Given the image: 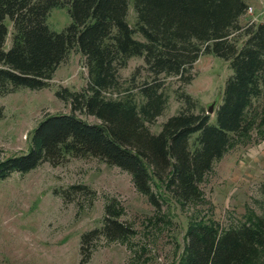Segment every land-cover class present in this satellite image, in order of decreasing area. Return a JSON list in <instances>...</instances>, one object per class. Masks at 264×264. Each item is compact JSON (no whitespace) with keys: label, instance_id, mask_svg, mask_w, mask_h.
<instances>
[{"label":"trees","instance_id":"16d2710c","mask_svg":"<svg viewBox=\"0 0 264 264\" xmlns=\"http://www.w3.org/2000/svg\"><path fill=\"white\" fill-rule=\"evenodd\" d=\"M133 1L137 20L132 26L130 0H0V96L20 87H49L74 49L82 53L88 70L83 89L60 87L56 92L71 111L47 114L34 130L28 153L0 160V179L44 162L60 165L69 155L95 157L130 173L136 188L156 205L155 183H165L184 201L200 200L201 183L233 138L249 131L254 101L264 93V20L242 22L247 0ZM56 6H67L72 18L62 31L48 24ZM8 37L12 42L6 49ZM206 52L229 61L233 71L215 123L209 113L195 111L198 102L183 90ZM133 57L143 58L144 64L129 82L141 69L147 76L139 86H124L120 71ZM168 77L180 83L175 92L184 106L153 132L149 124L169 104ZM64 191L69 201L90 189L77 184ZM131 232L113 205H107L104 225L82 236V261L99 236L116 240ZM263 253L264 210L256 222L224 231L194 224L182 264H253Z\"/></svg>","mask_w":264,"mask_h":264},{"label":"rangeland","instance_id":"374dc122","mask_svg":"<svg viewBox=\"0 0 264 264\" xmlns=\"http://www.w3.org/2000/svg\"><path fill=\"white\" fill-rule=\"evenodd\" d=\"M247 2V17L242 22L263 21L264 0ZM136 20L134 1L130 0L128 21L133 26ZM7 22L12 25L9 19ZM71 22L67 6L51 9L48 24L53 30L62 31ZM136 37L143 39L138 34ZM11 42L8 37L6 49ZM143 64L141 57L130 59L120 71L124 86L143 83L145 69L129 82ZM232 73L229 61L206 52L194 65V79L183 87L198 102L196 112L208 113L214 104L210 113L213 123ZM87 83L85 58L74 49L56 70L49 87H20L0 96L4 108L0 160L28 153L34 130L47 114L71 111L70 104L56 96L60 87L81 90ZM179 85L176 77L166 79L169 104L149 124L153 132H159L162 124L184 106L176 97ZM80 116L99 122L92 115ZM249 120V131L233 138L206 175L197 201H184L165 183H155L153 190L160 203L156 205L136 188L130 173L95 157L69 155L57 166L44 162L28 172H12L0 179V264H182L189 229L194 224L206 223L224 231L256 222L264 210V93L254 101ZM77 184L88 186L90 192H78L68 201L64 190ZM109 204L132 232L116 240L99 236L83 262L82 236L104 225ZM253 264H264V253Z\"/></svg>","mask_w":264,"mask_h":264},{"label":"water","instance_id":"95a60500","mask_svg":"<svg viewBox=\"0 0 264 264\" xmlns=\"http://www.w3.org/2000/svg\"><path fill=\"white\" fill-rule=\"evenodd\" d=\"M213 108H214V104H211L210 107H209V114L213 112Z\"/></svg>","mask_w":264,"mask_h":264},{"label":"built area","instance_id":"2783aa9c","mask_svg":"<svg viewBox=\"0 0 264 264\" xmlns=\"http://www.w3.org/2000/svg\"><path fill=\"white\" fill-rule=\"evenodd\" d=\"M252 10V9H251Z\"/></svg>","mask_w":264,"mask_h":264},{"label":"crops","instance_id":"0c3cea01","mask_svg":"<svg viewBox=\"0 0 264 264\" xmlns=\"http://www.w3.org/2000/svg\"><path fill=\"white\" fill-rule=\"evenodd\" d=\"M247 17V16H246Z\"/></svg>","mask_w":264,"mask_h":264}]
</instances>
